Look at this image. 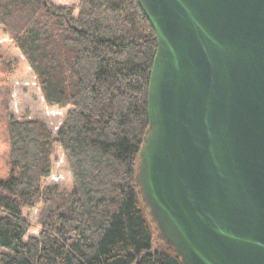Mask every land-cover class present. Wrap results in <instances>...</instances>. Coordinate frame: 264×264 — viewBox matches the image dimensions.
Returning a JSON list of instances; mask_svg holds the SVG:
<instances>
[{
  "label": "trees",
  "instance_id": "1",
  "mask_svg": "<svg viewBox=\"0 0 264 264\" xmlns=\"http://www.w3.org/2000/svg\"><path fill=\"white\" fill-rule=\"evenodd\" d=\"M0 0V27L49 107L68 108L54 135L38 118L7 121L9 173L0 178V264H182L156 230L136 183L149 129L157 37L137 0ZM7 75L11 62L0 54ZM59 145L72 178L52 207L42 186ZM40 207L28 235L24 210Z\"/></svg>",
  "mask_w": 264,
  "mask_h": 264
},
{
  "label": "water",
  "instance_id": "2",
  "mask_svg": "<svg viewBox=\"0 0 264 264\" xmlns=\"http://www.w3.org/2000/svg\"><path fill=\"white\" fill-rule=\"evenodd\" d=\"M156 32L136 183L182 264H264V0H137Z\"/></svg>",
  "mask_w": 264,
  "mask_h": 264
},
{
  "label": "rangeland",
  "instance_id": "3",
  "mask_svg": "<svg viewBox=\"0 0 264 264\" xmlns=\"http://www.w3.org/2000/svg\"><path fill=\"white\" fill-rule=\"evenodd\" d=\"M64 4H75L76 0H58ZM0 54L6 62H11L14 72L7 75L0 65V178L9 173L7 121L10 116L17 119L38 118L46 122L55 135L63 122L68 108L58 109L46 105L36 82L35 75L21 52L13 45L0 27ZM52 172L43 179L42 186L57 185L50 192L49 207L65 204L72 189V178L65 162L63 152L56 145L52 156ZM24 210L23 214L31 222L28 235H37L40 231L37 222L39 210ZM156 234V233H155ZM1 251V249H0Z\"/></svg>",
  "mask_w": 264,
  "mask_h": 264
}]
</instances>
